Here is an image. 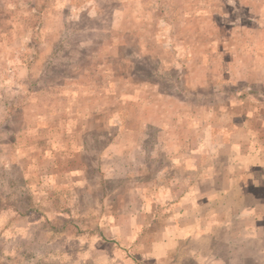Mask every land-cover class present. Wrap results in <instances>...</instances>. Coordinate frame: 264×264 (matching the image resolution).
Here are the masks:
<instances>
[{
	"label": "rangeland",
	"instance_id": "1",
	"mask_svg": "<svg viewBox=\"0 0 264 264\" xmlns=\"http://www.w3.org/2000/svg\"><path fill=\"white\" fill-rule=\"evenodd\" d=\"M262 175L264 0H0V264H224Z\"/></svg>",
	"mask_w": 264,
	"mask_h": 264
},
{
	"label": "crops",
	"instance_id": "2",
	"mask_svg": "<svg viewBox=\"0 0 264 264\" xmlns=\"http://www.w3.org/2000/svg\"><path fill=\"white\" fill-rule=\"evenodd\" d=\"M229 144H234V146L239 148V144H237L236 142H230ZM229 144L224 143V146H227ZM220 146L222 147L223 144H221ZM239 155L240 154H236L234 158H228L227 161L233 162L235 158L239 157ZM225 178L226 175L220 173L216 177L214 175H209L206 176V178H202V180L208 181L210 185L212 184L213 179L218 180V184L216 187H214L212 192L217 193L218 197L224 195V201L226 202L228 194L233 193V190H236L237 186L233 187V185L231 186V183H229L228 186H231V188L228 189L227 186L222 187L221 183H223ZM260 179H264V176L262 175ZM237 185H240V188H242L241 183ZM259 187L262 188V198H258V196L253 192V188L257 189ZM248 192H251L250 194L252 196V201L250 203H247V199L245 196ZM262 199L264 200V183H262L261 180L260 182L258 180L257 183L253 184L251 191L241 190L239 191V194L236 196V198L232 200L233 202L235 201L234 205L231 206L232 208L226 209V212L233 211L231 213V218L228 219L227 216L226 218H222V215L220 216V223V220H216L217 222H214L216 224H219V226H222V230H224V233L229 235V237H227L226 239H224V237H221V239L223 238L225 242L234 244V247H231L230 251L227 252L228 255L226 256V261L224 262V264H236L238 261L240 262V264H264V246L259 247V245H262L263 242V236L261 234L262 232L260 231L261 229L264 230V224L261 222V220L259 221V219L261 218L258 212ZM192 236L197 237L195 233H193ZM199 237L201 236L199 235L198 238ZM259 238L261 239L259 240ZM188 245L189 244H187V246ZM198 249L199 248H196V252L195 250L193 252L197 253L199 251ZM211 257L212 259H216L215 257L213 258L212 255L209 258L211 259ZM199 258H202V256H198L197 259Z\"/></svg>",
	"mask_w": 264,
	"mask_h": 264
}]
</instances>
